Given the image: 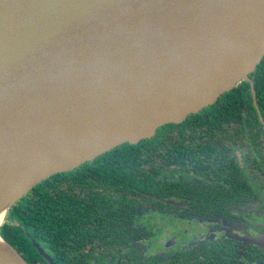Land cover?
Returning <instances> with one entry per match:
<instances>
[{
    "label": "water",
    "instance_id": "water-1",
    "mask_svg": "<svg viewBox=\"0 0 264 264\" xmlns=\"http://www.w3.org/2000/svg\"><path fill=\"white\" fill-rule=\"evenodd\" d=\"M263 57L264 0H0V227L49 176L243 81L256 104L249 75Z\"/></svg>",
    "mask_w": 264,
    "mask_h": 264
},
{
    "label": "flooded vegetation",
    "instance_id": "flooded-vegetation-1",
    "mask_svg": "<svg viewBox=\"0 0 264 264\" xmlns=\"http://www.w3.org/2000/svg\"><path fill=\"white\" fill-rule=\"evenodd\" d=\"M201 111L130 145L134 162L130 157L108 165L104 175L90 169L63 182L71 197V212L64 211L73 223L67 260L264 264V120L225 107ZM122 166L129 180L117 173ZM25 236L41 258L36 264L50 263L34 243L59 264Z\"/></svg>",
    "mask_w": 264,
    "mask_h": 264
},
{
    "label": "trees",
    "instance_id": "trees-1",
    "mask_svg": "<svg viewBox=\"0 0 264 264\" xmlns=\"http://www.w3.org/2000/svg\"><path fill=\"white\" fill-rule=\"evenodd\" d=\"M249 78L253 83L256 104L253 103L249 83L243 81L231 91L221 95L212 105L203 108L200 114L225 107L231 115L243 116L245 114L248 118H257L258 116L263 123L264 57L254 72L249 75ZM241 111H243V114ZM254 123L259 124L258 121ZM259 127H261V124ZM134 148L135 146L129 144L120 145L110 152L97 156L91 163L85 164L81 169L65 174H56L35 185L11 207L8 213L9 217L0 227V236L27 264H36L37 261L41 260L39 254L36 253L25 236L27 232L40 245L45 247L59 264H72V258L66 259V256L70 254L67 251L70 246L66 241L69 240L68 238L72 233V231L67 232V229L73 227L71 215L67 213L71 212V197L66 194L67 187L63 186V182L75 180V173L86 175L91 170L95 175H104L108 165L127 164L123 162L130 157H132V160L129 161L134 162L133 153L132 155L130 153ZM117 173L129 180L128 173L123 166ZM77 178L83 179L80 176ZM65 208H67V212L64 211Z\"/></svg>",
    "mask_w": 264,
    "mask_h": 264
},
{
    "label": "bare ground",
    "instance_id": "bare-ground-1",
    "mask_svg": "<svg viewBox=\"0 0 264 264\" xmlns=\"http://www.w3.org/2000/svg\"><path fill=\"white\" fill-rule=\"evenodd\" d=\"M8 202L0 204V224L3 220L5 209ZM0 264H20L14 254L9 250L3 240L0 238Z\"/></svg>",
    "mask_w": 264,
    "mask_h": 264
}]
</instances>
